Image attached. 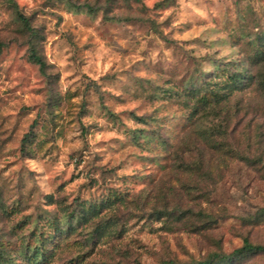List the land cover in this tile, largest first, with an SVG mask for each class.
Instances as JSON below:
<instances>
[{
    "label": "rangeland",
    "instance_id": "rangeland-1",
    "mask_svg": "<svg viewBox=\"0 0 264 264\" xmlns=\"http://www.w3.org/2000/svg\"><path fill=\"white\" fill-rule=\"evenodd\" d=\"M16 3L40 37L0 0V264L264 246V0Z\"/></svg>",
    "mask_w": 264,
    "mask_h": 264
},
{
    "label": "trees",
    "instance_id": "trees-1",
    "mask_svg": "<svg viewBox=\"0 0 264 264\" xmlns=\"http://www.w3.org/2000/svg\"><path fill=\"white\" fill-rule=\"evenodd\" d=\"M7 1L12 6L14 14L16 16V19L21 23L23 28L27 32H29L31 39H33V40L38 39L40 37V31L38 29L34 28L31 24L30 19L20 11V9L16 3V0H7ZM85 7L89 11H92V8L90 6H85ZM78 8H82V7H78ZM29 60L33 64L37 65L41 72L45 71L47 64H46L45 60L43 59V57L35 49L34 42H32V41H30V44H29ZM263 61H264V58H263ZM235 79H236V77H231V81L233 83H236ZM262 83L264 85V80ZM201 102L203 103L202 106L205 107V109H209V108L213 107L214 105L219 106L224 101H222V99L218 95L215 94L213 103L208 102L206 100V98H202ZM197 112H198V110H197ZM242 158H243V156H242ZM245 159H247V158H245ZM201 165H203V164L201 163ZM258 217H264V209L259 211ZM261 254H264V246L255 245V244H252L246 240L240 248L235 249L232 253H230L228 255L214 253V254L210 255L208 260L198 262L195 264H231V263H234L235 261L240 260L243 257L261 255Z\"/></svg>",
    "mask_w": 264,
    "mask_h": 264
}]
</instances>
